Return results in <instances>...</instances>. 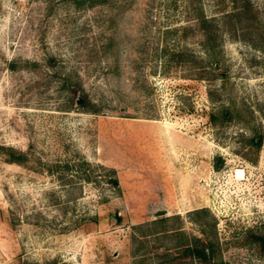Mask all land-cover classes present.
Masks as SVG:
<instances>
[{"label":"rangeland","instance_id":"rangeland-1","mask_svg":"<svg viewBox=\"0 0 264 264\" xmlns=\"http://www.w3.org/2000/svg\"><path fill=\"white\" fill-rule=\"evenodd\" d=\"M248 2L230 27V0H0V145L25 154L0 148V264H206L181 255L197 241L264 264V0ZM220 104L239 116L210 124Z\"/></svg>","mask_w":264,"mask_h":264},{"label":"trees","instance_id":"trees-1","mask_svg":"<svg viewBox=\"0 0 264 264\" xmlns=\"http://www.w3.org/2000/svg\"><path fill=\"white\" fill-rule=\"evenodd\" d=\"M233 8L230 11H226L223 12L221 14V18H222V22L225 24L226 22H229L230 27L235 24V22H241L242 20L245 21L247 18L244 17V13H246L249 10V2L248 0H230ZM214 20V16H206L204 15L202 12H197L195 15V21H196V25L198 26V28L201 30L202 32V47L205 51V54H207L208 57H210L211 59L208 58V63L211 65L212 69H215L216 65V60H215V56L213 53V48L216 45L215 43V38H214V32L213 30L210 29L209 24L210 22H212ZM175 55H177V61H179L178 59H181L185 62H187L189 64V67L191 69L192 74L195 78H202L204 75V66H198V59L196 58V56L194 55L193 52H187L184 58H182L183 56V52L182 51H176L174 53ZM217 74H219V77H221V79H224V75H221L222 72H216ZM210 88H208L207 90V95L209 96V98L211 99L210 96ZM72 96H74L75 94H77L78 90L75 86H72V88L70 89ZM80 98L78 97L77 100H79ZM83 105H87V101L83 98ZM87 110H94L93 108H86ZM238 108H236L234 106V104H220L215 108H211L210 110H208L206 112L207 114V120L210 124L212 125H217V124H221L224 122H228L230 120H233L234 118L238 117ZM250 113H248V117H246L245 121L242 122L240 120V123H247L249 120L247 118L251 117V111L248 110ZM250 135L247 138V143L250 146H253L256 150H258V148L261 145V141H262V132L259 130H255L253 128H251L250 130ZM0 148L3 149L4 151L7 152V154H9V157L6 158L7 161L9 162H22L25 159V154L20 151V150H16L10 146H1ZM220 159V158H218ZM216 166L218 165V163L215 164ZM257 239H259L260 241V245L262 247V249L264 250V235H258ZM181 255H185V256H189V257H196L199 261L204 262L206 264H218V261H216L214 259V246L212 244V242H207V243H203V242H193L191 245H185L182 248V252ZM64 264V263H62ZM161 264V263H160Z\"/></svg>","mask_w":264,"mask_h":264}]
</instances>
